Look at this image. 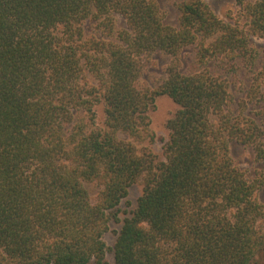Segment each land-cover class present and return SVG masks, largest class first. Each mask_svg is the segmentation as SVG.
<instances>
[{
	"label": "trees",
	"instance_id": "obj_1",
	"mask_svg": "<svg viewBox=\"0 0 264 264\" xmlns=\"http://www.w3.org/2000/svg\"><path fill=\"white\" fill-rule=\"evenodd\" d=\"M236 2L244 23L186 0L174 25L158 0H0V264H102L108 250L113 264L264 255V171L249 179L230 157L236 140L264 162V66L242 101L213 69L252 62L250 38L264 37V0ZM88 20L98 36L85 34ZM156 52L170 61L150 86L142 77ZM160 95L177 105L162 157L137 146L155 140L149 111ZM138 182L109 247L104 235Z\"/></svg>",
	"mask_w": 264,
	"mask_h": 264
},
{
	"label": "rangeland",
	"instance_id": "obj_2",
	"mask_svg": "<svg viewBox=\"0 0 264 264\" xmlns=\"http://www.w3.org/2000/svg\"><path fill=\"white\" fill-rule=\"evenodd\" d=\"M162 9L165 12L166 21L170 24L176 25L178 23V4L186 0H158ZM209 3L213 11L222 19L226 21L240 20L244 23L242 17V11L237 5L236 0H204ZM118 19V25L123 26L124 20L120 15L116 16ZM84 31L88 37L98 36L100 30L96 28L93 21H86L84 24ZM250 45L254 48L255 59L248 63L243 59L238 58L227 67L219 62H216L213 69L217 73L226 77L231 85V91L234 94L236 101H242L247 94L251 82L253 81L254 75L259 69L264 66V37L253 35L250 38ZM154 63L152 67H149L144 73L142 80L150 86H155L165 76L164 68L169 63L170 57L162 52H156L153 55ZM194 60V49L188 47L184 52L183 56V67L184 69L191 71L195 70L196 65ZM90 82L91 78H89ZM176 103L167 95L157 96L155 104L151 107L149 114L151 117V129L155 134L154 142L145 141L143 143H137L138 147L146 145L152 149L155 154L162 157L163 143L168 138V130L166 128L167 119L172 116L176 110ZM248 114L255 115L259 111V105L256 103L249 104ZM96 121L98 124H102L104 120V104L103 102L98 103L95 106ZM257 117V115H255ZM230 157L234 164L242 169L249 179H253L257 173L261 170L264 171V162L256 158L255 151L252 145L243 143L240 141L230 142ZM90 195L94 200L97 195L98 188L94 184L87 185ZM142 191V184L138 182L133 184L129 189V195L127 200L121 205L119 213L120 221L112 220L110 222L109 230L104 235V240L107 246L112 247L117 233L121 227V223L124 217H126L130 211L136 205L137 199ZM258 198L261 203L264 204V188L258 192ZM263 224V223H262ZM264 224L262 225V228ZM114 258L111 250H108L102 264H113ZM253 264H264V255H257L253 261Z\"/></svg>",
	"mask_w": 264,
	"mask_h": 264
}]
</instances>
